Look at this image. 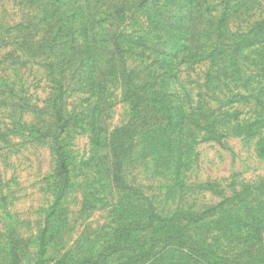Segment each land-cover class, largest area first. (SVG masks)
Here are the masks:
<instances>
[{"label": "rangeland", "instance_id": "obj_1", "mask_svg": "<svg viewBox=\"0 0 264 264\" xmlns=\"http://www.w3.org/2000/svg\"><path fill=\"white\" fill-rule=\"evenodd\" d=\"M262 20L264 0H0V264H119L145 243L110 248L146 208L106 147L140 111L116 35L149 105L123 178L164 217L229 200L178 227L264 264V40L243 39ZM170 260L147 264H187Z\"/></svg>", "mask_w": 264, "mask_h": 264}, {"label": "trees", "instance_id": "obj_2", "mask_svg": "<svg viewBox=\"0 0 264 264\" xmlns=\"http://www.w3.org/2000/svg\"><path fill=\"white\" fill-rule=\"evenodd\" d=\"M254 37L264 40V20L257 23L253 30L243 35V39L249 42ZM114 58L119 67V76L124 88V101L133 104L139 109V114L128 125L116 129L106 142V147L112 160L113 183L115 187L122 191L133 194L135 197L145 202L146 208L143 218L132 219L121 224L113 234V242L110 246L111 252L118 253L124 245L129 242L137 233H147V239L141 246H136L128 252L125 260L119 264H147L153 259L168 260L173 263L176 260L186 261L187 264H237L241 258L237 259L231 252H222L214 249L205 241H200L190 236L185 228L178 227L180 223H187V226L198 224L207 220L213 213L222 208L229 200L208 209L197 215L176 212L171 217H164L157 213L152 200L146 197L139 189L129 186L122 175L125 159L133 146L136 137L142 135V127L148 119L145 114L149 105H146V98L139 90L137 77L134 71H130L126 61L124 51L118 36L112 40ZM62 119L61 114L57 117ZM223 136L215 134L214 139L220 140ZM65 177L64 170L61 171ZM46 242L42 244V254L45 253ZM11 264H19L18 255L14 248L10 252ZM108 256H103L96 264H109ZM87 261L75 262L74 264H89ZM61 264H66L61 262Z\"/></svg>", "mask_w": 264, "mask_h": 264}]
</instances>
